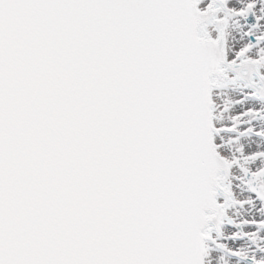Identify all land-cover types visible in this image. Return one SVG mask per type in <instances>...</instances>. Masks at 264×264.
<instances>
[{"label": "snow or ice", "instance_id": "6c2138e0", "mask_svg": "<svg viewBox=\"0 0 264 264\" xmlns=\"http://www.w3.org/2000/svg\"><path fill=\"white\" fill-rule=\"evenodd\" d=\"M0 264H264V0H0Z\"/></svg>", "mask_w": 264, "mask_h": 264}]
</instances>
